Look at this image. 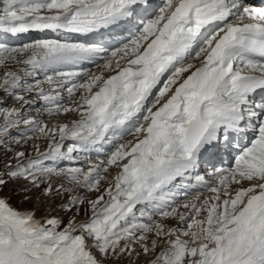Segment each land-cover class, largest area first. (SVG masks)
Wrapping results in <instances>:
<instances>
[{
	"label": "snow or ice",
	"instance_id": "snow-or-ice-1",
	"mask_svg": "<svg viewBox=\"0 0 264 264\" xmlns=\"http://www.w3.org/2000/svg\"><path fill=\"white\" fill-rule=\"evenodd\" d=\"M0 66V264H264V5L0 0Z\"/></svg>",
	"mask_w": 264,
	"mask_h": 264
},
{
	"label": "rangeland",
	"instance_id": "rangeland-1",
	"mask_svg": "<svg viewBox=\"0 0 264 264\" xmlns=\"http://www.w3.org/2000/svg\"><path fill=\"white\" fill-rule=\"evenodd\" d=\"M30 40V39H29ZM29 40L28 41H26V42H29ZM25 43V42H24ZM18 44H22V41L21 42H19ZM16 65H10L9 66V68L11 69V70H16ZM5 70V68L4 67H2V66H0V74H2L3 73V71ZM94 70V69H93ZM66 94V93H65ZM32 114L33 115H36V113H35V110H33V112H32ZM72 115H74V114H72ZM72 115H69V116H57V117H46V116H37V118L38 119H43L46 123H49V124H51V123H54V122H67V120H69V119H71L72 118ZM131 137H127L126 139H130ZM121 142H123V141H121ZM44 150V148H43V146L41 147V151H43ZM95 156V154H92V156L91 157H94ZM97 156V155H96ZM94 157L93 159H91V157H90V159L93 161V162H95V161H97L98 159H103L104 157L101 155V157ZM81 159V161H83L84 159H85V157H81L80 158ZM80 166H85L86 167V165H80ZM189 193H194V194H189L188 195V199H191L192 198V196L193 195H195L196 194V192L194 191V192H189ZM192 195V196H191ZM183 199H184V197L181 199L180 198V200L183 202ZM13 203L14 204H17V206L18 207H31V205L30 204H25V205H20V204H18L17 203V198H14L13 199ZM43 212V209H41L40 211H38L37 212V215L39 216L41 213Z\"/></svg>",
	"mask_w": 264,
	"mask_h": 264
},
{
	"label": "bare ground",
	"instance_id": "bare-ground-1",
	"mask_svg": "<svg viewBox=\"0 0 264 264\" xmlns=\"http://www.w3.org/2000/svg\"><path fill=\"white\" fill-rule=\"evenodd\" d=\"M35 35H37V34H32V35H28L29 37H28V36H24V37H28V38L31 40V39H32V36H35ZM28 38H27V39H28ZM25 39H26V38H19L18 40L12 41V43H13V44H18V43L21 42V41H22V43H24V42H26ZM29 39H28V40H29ZM30 40H29V41H30ZM66 95H67V94H65V96H66ZM98 160H99V159H98ZM245 186H246V185H245ZM192 192H193V191H192ZM190 194H194V193H190ZM191 196H192V195H191ZM181 199H182V197H181ZM181 202H182V201H181Z\"/></svg>",
	"mask_w": 264,
	"mask_h": 264
}]
</instances>
